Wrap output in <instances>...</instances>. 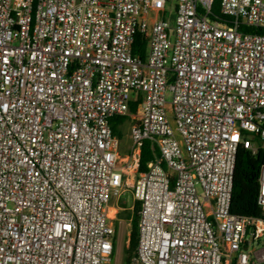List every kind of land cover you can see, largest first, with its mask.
Returning <instances> with one entry per match:
<instances>
[{"label": "built area", "instance_id": "1", "mask_svg": "<svg viewBox=\"0 0 264 264\" xmlns=\"http://www.w3.org/2000/svg\"><path fill=\"white\" fill-rule=\"evenodd\" d=\"M171 1L0 0V264H112L127 187L130 264H264V167L261 217L231 212L238 150L264 145V34L243 29L264 0Z\"/></svg>", "mask_w": 264, "mask_h": 264}, {"label": "trees", "instance_id": "2", "mask_svg": "<svg viewBox=\"0 0 264 264\" xmlns=\"http://www.w3.org/2000/svg\"><path fill=\"white\" fill-rule=\"evenodd\" d=\"M221 0H214L212 5V14L220 17ZM247 32H259L264 34V30L246 29ZM133 52L139 54L140 57L145 60L147 54V41L141 34H138L133 46ZM138 108L137 103H131V112H136ZM126 118L113 119L112 130L113 133L119 138L123 135L120 131V125L125 122ZM158 154L156 149L151 146L149 141H146L142 148L141 160H140V172H144L147 169V165L151 162L155 155ZM264 167V145L259 146L256 152H252L245 148H239L236 163L235 173L233 181L231 212L238 216L244 217H261V210L258 206V196L260 189V177ZM124 206V203H121ZM140 204L135 203L133 209V215L130 212L127 213V217L131 222L130 235L128 242V250L126 251V258L124 264H130L132 258L136 254V250L139 243V221ZM124 213H119V218H123Z\"/></svg>", "mask_w": 264, "mask_h": 264}, {"label": "rangeland", "instance_id": "3", "mask_svg": "<svg viewBox=\"0 0 264 264\" xmlns=\"http://www.w3.org/2000/svg\"><path fill=\"white\" fill-rule=\"evenodd\" d=\"M178 1L172 0L168 4V11L171 13L172 18L175 17L176 14V6ZM172 100V94L168 93L167 101L171 102ZM129 131H130V123L124 124V132L125 135H122L120 139V148L122 153H126L128 151V148L131 144L130 137H129ZM258 145H261V142L259 140H256ZM120 206L121 203H124V206L122 208L124 211H119L118 213H124L123 218H119V214H116V217L121 219L119 222H117V235H116V249L113 257L112 264H124L125 258H126V246L129 241V233H130V226L131 222L129 218L127 217V213L130 212V215H133V206H134V199H133V189L132 187H127L121 197L120 200ZM113 205H116L115 202L112 203Z\"/></svg>", "mask_w": 264, "mask_h": 264}, {"label": "crops", "instance_id": "4", "mask_svg": "<svg viewBox=\"0 0 264 264\" xmlns=\"http://www.w3.org/2000/svg\"><path fill=\"white\" fill-rule=\"evenodd\" d=\"M129 235H130V233H129ZM129 242V241H128ZM128 250V244H127V246H126V251Z\"/></svg>", "mask_w": 264, "mask_h": 264}]
</instances>
